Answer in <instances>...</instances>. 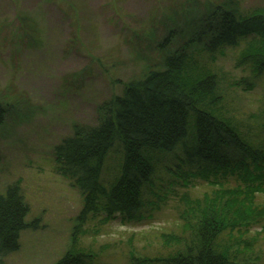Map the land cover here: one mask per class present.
Listing matches in <instances>:
<instances>
[{
	"label": "rangeland",
	"instance_id": "rangeland-1",
	"mask_svg": "<svg viewBox=\"0 0 264 264\" xmlns=\"http://www.w3.org/2000/svg\"><path fill=\"white\" fill-rule=\"evenodd\" d=\"M225 1L0 0V107L5 112L0 193L17 185L30 210L26 222L36 226L22 234L19 251L3 258L4 264H55L75 232L76 245L91 251L95 264H129L132 254H164L163 236L182 234L179 214L187 212L180 199H201L219 187L196 177L187 188L191 175L184 177L189 166L179 152L159 164L157 196L150 198L140 219L123 225L99 211L81 226L77 218L84 200L56 172L53 149L71 135L73 125L95 124L101 104L120 95L126 83L159 69L163 58L180 48V37L174 46L163 41L173 25L182 26L180 35L186 37L190 20ZM234 1L239 11L264 9V0ZM238 49H227L208 64L221 82L223 109L241 136L258 145L264 136V71L251 89L234 86L252 77L250 67H236ZM118 157L110 151L105 158V181L117 173ZM236 184L229 181L231 187ZM256 201L264 204V194ZM259 233L252 227L245 235L258 240L238 264H264V234Z\"/></svg>",
	"mask_w": 264,
	"mask_h": 264
},
{
	"label": "trees",
	"instance_id": "trees-1",
	"mask_svg": "<svg viewBox=\"0 0 264 264\" xmlns=\"http://www.w3.org/2000/svg\"><path fill=\"white\" fill-rule=\"evenodd\" d=\"M234 4L225 1L190 20L186 37L180 35L182 26L173 25L163 41L174 46L180 37V48L166 55L159 69L126 83L120 95L101 104L95 124L73 125L71 135L53 149L56 172L84 200L77 218L81 226L99 211L123 225L140 219L150 198L157 196L154 175L159 164L177 152L189 166V173H183L185 178L191 175L187 188L196 177L219 187L201 199L182 197L187 212L179 214L182 234L163 236L164 254H132L129 264H238L258 240L246 237L250 229L258 227L257 235L264 234V204L256 201L264 194V136L258 145L241 136L223 109L222 85L208 64L227 49L239 48L236 67H250L252 77L232 84L247 90L264 71V9L243 12ZM4 113L0 107V126ZM110 151L119 153L118 168L105 181L102 173ZM230 180L236 181L235 187L229 186ZM19 189L10 186L0 193V264L19 251L22 234L36 228L26 222L30 210ZM73 235L55 264H95L94 254L78 248Z\"/></svg>",
	"mask_w": 264,
	"mask_h": 264
},
{
	"label": "bare ground",
	"instance_id": "bare-ground-1",
	"mask_svg": "<svg viewBox=\"0 0 264 264\" xmlns=\"http://www.w3.org/2000/svg\"><path fill=\"white\" fill-rule=\"evenodd\" d=\"M177 168L180 169V166L178 165Z\"/></svg>",
	"mask_w": 264,
	"mask_h": 264
}]
</instances>
